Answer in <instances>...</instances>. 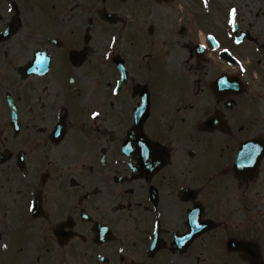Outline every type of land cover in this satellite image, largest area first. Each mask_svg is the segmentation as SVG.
I'll use <instances>...</instances> for the list:
<instances>
[{"label":"flooded vegetation","instance_id":"obj_1","mask_svg":"<svg viewBox=\"0 0 264 264\" xmlns=\"http://www.w3.org/2000/svg\"><path fill=\"white\" fill-rule=\"evenodd\" d=\"M0 264H264V0H0Z\"/></svg>","mask_w":264,"mask_h":264},{"label":"snow or ice","instance_id":"obj_2","mask_svg":"<svg viewBox=\"0 0 264 264\" xmlns=\"http://www.w3.org/2000/svg\"><path fill=\"white\" fill-rule=\"evenodd\" d=\"M204 2V6L205 7H208V3H209V0H203ZM236 13H237V10L236 8H232L230 10V18L228 19V23L232 26L233 30L236 29V24H237V20H236ZM209 39H212L214 40L215 37H209ZM111 43L113 45L116 44V37L113 36L111 38ZM237 43H240L239 40H237ZM203 47V45L201 46ZM224 51L227 53L229 52L228 49H224ZM111 54H109V58H110ZM241 70L242 71H246V69L244 68L243 64H241ZM224 85L225 88H230V87H236V85H229V82L226 78H222V81H221ZM113 94L114 95H119V89H113ZM114 106V105H113ZM101 113L99 111H92L91 112V118L93 121H96L99 117H100ZM60 133L58 131H54L53 135H59ZM241 167H243V165H241ZM185 195H188V194H185ZM39 199V197H38ZM43 201L41 200L40 201V204H42ZM30 211H33V212H37L39 210V205L37 204L36 201H33L31 204H30V208H29ZM197 228H202L204 227L202 224H197L196 225ZM3 247L6 249L8 247L7 244H4ZM238 247H239V251L241 252V254L245 257H250L252 255H254L253 253V250H252V245L247 241V239H244L242 238L240 241H239V244H238ZM121 252L124 251L123 248L120 249Z\"/></svg>","mask_w":264,"mask_h":264},{"label":"rangeland","instance_id":"obj_3","mask_svg":"<svg viewBox=\"0 0 264 264\" xmlns=\"http://www.w3.org/2000/svg\"><path fill=\"white\" fill-rule=\"evenodd\" d=\"M107 43H108V40L107 41L104 40L103 47H107Z\"/></svg>","mask_w":264,"mask_h":264}]
</instances>
